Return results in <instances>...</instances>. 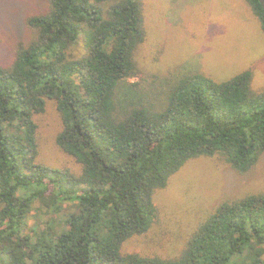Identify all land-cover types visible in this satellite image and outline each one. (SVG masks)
Here are the masks:
<instances>
[{"label": "trees", "instance_id": "16d2710c", "mask_svg": "<svg viewBox=\"0 0 264 264\" xmlns=\"http://www.w3.org/2000/svg\"><path fill=\"white\" fill-rule=\"evenodd\" d=\"M244 1L264 33L259 0ZM108 3L47 0L0 62V264H264L263 192L221 201L174 258L122 251L189 160L219 155L238 173L258 163L264 89L252 69L223 81L191 73L161 104L123 103L146 30L139 0ZM49 100L78 172L38 161L34 115Z\"/></svg>", "mask_w": 264, "mask_h": 264}, {"label": "rangeland", "instance_id": "374dc122", "mask_svg": "<svg viewBox=\"0 0 264 264\" xmlns=\"http://www.w3.org/2000/svg\"><path fill=\"white\" fill-rule=\"evenodd\" d=\"M139 1L146 38L135 52V76L120 86L123 103L161 104L173 85L191 73L223 81L252 69V87L264 89V33L244 0ZM46 6L47 0H0L1 63L9 61L17 39L27 36L25 18ZM34 120L38 161L78 172L81 166L56 144L62 126L56 104L49 100ZM258 192L264 193V155L246 173L232 170L219 155L191 159L154 192L151 227L125 241L122 251L174 258L221 201Z\"/></svg>", "mask_w": 264, "mask_h": 264}, {"label": "water", "instance_id": "95a60500", "mask_svg": "<svg viewBox=\"0 0 264 264\" xmlns=\"http://www.w3.org/2000/svg\"><path fill=\"white\" fill-rule=\"evenodd\" d=\"M260 4L262 5L263 9H264V0H259Z\"/></svg>", "mask_w": 264, "mask_h": 264}]
</instances>
